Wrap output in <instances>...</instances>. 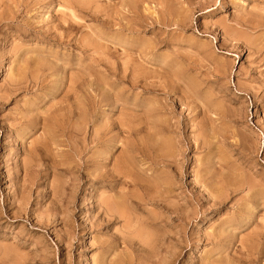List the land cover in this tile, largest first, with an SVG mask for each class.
Wrapping results in <instances>:
<instances>
[{"label":"rangeland","instance_id":"obj_1","mask_svg":"<svg viewBox=\"0 0 264 264\" xmlns=\"http://www.w3.org/2000/svg\"><path fill=\"white\" fill-rule=\"evenodd\" d=\"M226 258L264 264V0H0V264Z\"/></svg>","mask_w":264,"mask_h":264},{"label":"bare ground","instance_id":"obj_2","mask_svg":"<svg viewBox=\"0 0 264 264\" xmlns=\"http://www.w3.org/2000/svg\"><path fill=\"white\" fill-rule=\"evenodd\" d=\"M127 10H128V9H127ZM218 10L220 11V9H218ZM125 12H126V11H125ZM216 13H217V12H216ZM122 14H123V13H122ZM122 20H123V19H122ZM184 22H185V21H184ZM167 24H168V23H167ZM244 24H245V23H244ZM246 25H247V24H246ZM136 30H137V29H136ZM236 42H237V41H236ZM243 42H244V41H243ZM145 52H146V50H145ZM107 59H109V58H107ZM107 59H106V60H107ZM98 63H99V62H98ZM107 63H108V62H107ZM100 64H101V63H100ZM105 64H106V62H105ZM106 65H107V64H106ZM109 65H110V64H109ZM111 65H112V64H111ZM111 65H110V67H111ZM112 67H113V65H112ZM117 67H118V66H117ZM124 67H125V66H124ZM108 68H109V67H108ZM122 68H123V67H122ZM131 68H133V67H131ZM109 69H110V68H109ZM114 69H115V67H114ZM114 69H113V70H114ZM124 69H125V68H124ZM124 69H123V70H124ZM128 69H129V68H128ZM134 69H135V68H134ZM111 70H112V68H111ZM117 70H118V68H117ZM117 70H116V71H117ZM120 70L122 71V69H120ZM129 70H130V69H129ZM129 70H128V71H129ZM118 71H119V70H118ZM112 72H113V71H112ZM132 72H133V71H132ZM132 72H129V73H132ZM135 72H136V71H135ZM116 73H117V72H115L114 74H116ZM121 73H122V72H121ZM129 73H128V74H129ZM123 74H124V72H123ZM125 74H126V73H125ZM117 75H119V78H118V76H117V77L115 76V77L118 78V79H120V78H121L120 76H121L122 74H121V75H120V74H117ZM129 75H130V74H129ZM129 75H128V76H129ZM142 75H143V74H142ZM136 76H138V75H136ZM122 77L124 78V76H122ZM139 77H140V76H139ZM128 78H129V77H128ZM130 78H131V76H130ZM102 79H103V78H101V80H102ZM104 79L106 80V78H104ZM136 79H137V78H136ZM12 80H13V79H12ZM126 80H128V79H126ZM129 80H130V79H129ZM129 80H128V82H129ZM133 80H134V78H133ZM137 80H139V79H137ZM137 80H135V81H137ZM89 81H90V80H89ZM97 81H99V80H97ZM103 81H104V80H103ZM115 81H116V80H115ZM117 81H118V80H117ZM130 81H131V80H130ZM140 81H141V80H140ZM133 82H134V81H133ZM137 82H138V81H137ZM137 82H135L133 85H135ZM141 82H142V81H141ZM87 83H88V82H87ZM99 83H100V82H99ZM99 83H98V84H99ZM104 83H105V82H104ZM107 83H108V80H107ZM124 83L127 84V82H124ZM174 83H175V82H174ZM72 84H73V83H72ZM95 84H96V83H95ZM105 84H106V83H105ZM130 84L132 85V83H130ZM138 84H140V82H139ZM141 84H142V83H141ZM141 84H140V85H141ZM172 84H173V83H172ZM146 85H147V84H146ZM175 85H176V84H175ZM83 86H84V85H83ZM103 86H104V85H103ZM147 86H148V85H147ZM70 87H72V85H70ZM132 87H133V86H132ZM158 87H159V85H158ZM137 88H138V86H137ZM169 88H170V87H169ZM62 89H63V88H62ZM68 89H70V88H68ZM96 89H97V88H96ZM165 89H166V88H165ZM63 90H64V89H63ZM88 90H89V88H88ZM70 91H71V90H70ZM144 91H145V90H144ZM159 91H160V90H159ZM171 91H172V90H171ZM96 93H97V92H96ZM169 93H170V92H169ZM170 94H171V93H170ZM108 97H109V96H108ZM115 98H116V97H115ZM115 98H114V100H115ZM117 99H118V97H117ZM117 101H118V100H117ZM99 102H100V101H99ZM116 103H117V102H116ZM104 104H105V103H104ZM114 104H115V101H114L113 105H114ZM181 104H182V103H181ZM57 105H58V104H57ZM81 105H82V104H81ZM115 105H116V104H115ZM96 106H97V105H96ZM63 107H64V106H63ZM74 108H75V107H74ZM51 109H52V108H51ZM57 109H58V108H57ZM61 109H62V108H61ZM69 109H70V108H69ZM71 109H72V108H71ZM76 109H77V108H76ZM82 109H83V108H82ZM94 109H95V108H94ZM160 109H161V108H160ZM188 110H189V109H188ZM69 111H72V110H69ZM73 111H74V110H73ZM153 111H154V110H153ZM164 111H165V110H164ZM52 112H53V111H52ZM52 112H51V114H52ZM55 112H56V111H55ZM60 112H62V111H60ZM66 112H68V110H67ZM53 113H54V112H53ZM57 113H58V112H57ZM68 113H70V112H68ZM74 113H75V111H74ZM48 114H50V113H48ZM48 114H46V115H48ZM58 114H59V113H58ZM72 114H73V113H71V115H72ZM75 114H76V113H75ZM155 114H156V113H155ZM159 114H160V113H159ZM63 115H64V114H63ZM63 115H62V116H63ZM38 116H40V115L38 114ZM49 116H50V115H49ZM49 116H48V118H49ZM59 116H61V115H59ZM59 116H58V117H59ZM66 116H67V115H66ZM72 116H73V115H72ZM161 116H162V115H161ZM35 117H36V116H35ZM40 117H41V116H40ZM45 117H47V116H45ZM45 117H44V118H45ZM91 117H92V116H91ZM41 118H43V117H41ZM41 118H40V119H41ZM44 118H43V119H44ZM61 118L63 119V117H61ZM67 118H68V117H67ZM71 118H72V117L70 116V119H71ZM160 118H161V117H160ZM187 118H188V117H187ZM33 119H34V118H33ZM43 119H42V120H43ZM46 119H47V118H46ZM46 119H45V120H46ZM37 120H39V119L35 118L33 121H31L30 125H31V128H32V129H36V128H37ZM45 120H44V125H45V127H46L45 129H46V130L48 129V131H50V133H52V136H51V137H53V135H55V132H53V131H56V130L59 128V122H58L59 119L57 118L56 113H55L54 116H52V117H50L48 120H46L47 124L45 123ZM89 120H90V119H89ZM158 120H159V119H158ZM161 120H162V119H161ZM164 120H165V119H164ZM99 121H100V120H99ZM150 121H151V120H150ZM39 122H41V121H39ZM69 122H70V121H69ZM78 122H79V120H78ZM151 122H152V121H151ZM153 122H154V121H153ZM163 122H164V121H163ZM169 122H170V121H169ZM87 123H88V122H87ZM96 123H97V121H96ZM119 123H121V122H119ZM158 123H159V122H158ZM97 124H98V123H97ZM169 124H170V123H169ZM172 124H173V122H172ZM172 124H171V125H172ZM116 125H117V124H116ZM119 125H120V124H119ZM152 125H153V129H154V126H155V125H154V124H152ZM81 126H82V125H81ZM104 126H105V125H104ZM120 126H121V125H120ZM120 126H118V128H119ZM70 127H71V126H70ZM82 127H83V126H82ZM82 127H81V128H82ZM105 127H106V126H105ZM114 127H115V126H114ZM161 127H162V126H161ZM163 127H164V126H163ZM169 127H171V126H169ZM169 127H167V128H169ZM107 128H108V127H106V129H107ZM118 128H116V129H118ZM123 128H124V127H123ZM155 128H156V127H155ZM106 129H104V132H106V131H105ZM108 129H110V127H109ZM111 129H112V128H111ZM121 129H122V128H121ZM151 129H152V128H151ZM151 129H150V130H151ZM171 129H173V127H171ZM43 130H44V129H43ZM113 130H115V129H113ZM113 130H112V132H113ZM125 130H127V129L125 128ZM134 130H135V129H134ZM159 130H161V129H159ZM159 130H158V133H157V134H159ZM48 131H47V132H48ZM65 131H66V130H65ZM119 131H121V130H119ZM132 131H133V130H132ZM144 131H145V130H144ZM163 131H164V129L162 128L161 133H162ZM173 131H174V130H172L171 132H173ZM45 132H46V131H45ZM125 132H127V131H125ZM139 132H140V131H139ZM168 132H169V131H168ZM174 132H175V131H174ZM174 132H173V133H174ZM53 133H54V134H53ZM64 133H65V132H64ZM70 133H71V132H70ZM72 133H73V132H72ZM72 133H71V134H72ZM98 133H99V132H98ZM108 133H109V132H108ZM110 133H111V132H110ZM129 133L132 134V132H130V130H129ZM129 133H128V134H129ZM135 133H136V132H135ZM161 133H160L159 135H157V136H156V132H155V136H154V135H150V136H153V137H156V138H157V139H156V142H157L158 139L161 141V143H159V141H158V144H157L158 146H155V147H156V150L153 149V151H151V153H155V157H154V156H151V158H152V159L154 158V159H153V162H155V163H158L157 161H159V158H160V159L162 158V161H161V163H163L162 166L165 164L164 161H168V162H171L172 164H176L177 162L175 163V160H177V159H175V160L172 159V158H174V156H173V154H174L173 151H176V150H174L175 147L173 148V151H172L171 147H173V146L170 147V145H169V141H168L169 139L167 140V138L165 139V137L160 136ZM163 133H164V132H163ZM163 133H162V134H163ZM95 134H96V133H95ZM101 134H102V133H101ZM119 134H121V133H119ZM122 134H123V133H122ZM124 134H126V133H124ZM137 134H138V133H137ZM137 134H136V135H137ZM169 134H170V133H168V135H169ZM47 135H48V133H47ZM49 135H51V134H49ZM49 135H48V136H49ZM56 135H57V133H56ZM63 135H64V134H63ZM97 135H98V134H97ZM102 135H103V134H102ZM107 135H108V134H107ZM107 135H106V136H107ZM178 135H179V134H178ZM127 136H128V135H127ZM130 136H131V135H130ZM93 137L95 138L96 136H93ZM100 137H102V136L100 135ZM49 138H50V136H49ZM54 138H55V136H54ZM54 138H53V139H54ZM56 138H58V137H56ZM98 138H99V137H98ZM125 138H126V137H125ZM96 139H97V138H96ZM137 139H138V138H137ZM174 139H175V138H174ZM85 140H86V139H85ZM97 140H98V139H97ZM101 140H103V139H101ZM165 140H166V141H165ZM52 141H54V140H52ZM99 141H100V140H99ZM99 141H98V142H99ZM153 141H154V140H153ZM49 142H50V141H49ZM88 142H89V141H88ZM93 142H94V140H93ZM96 142H97V141H96ZM96 142H95V143H96ZM53 143H54V142H53ZM136 143H137V142H136ZM170 143H171V145L173 144L172 141H171ZM194 143H195V142H194ZM202 143H203V142H202ZM147 144L149 145V142H148ZM150 144H151V141H150ZM152 144H153V142H152ZM197 144H199V143H197ZM204 144H206L205 141H204ZM57 145H58V144H57ZM68 146H69V145H68ZM71 146H72V145H71ZM73 146H74V145H73ZM146 146H147V145H146ZM152 146H153V145H152ZM174 146H175V145H174ZM178 146H179V145H178ZM196 146H197V145H196ZM201 146H202V145H201ZM87 147H88V146H87ZM124 147H126L125 144H124ZM124 147H123V148H124ZM144 147H145V145H143V147H140V148H144ZM176 147H177V146H176ZM208 147H209V146H208ZM56 148H57V147H56ZM140 148H139V149H140ZM148 148H151V145H150L149 147L147 146V149H148ZM152 148H153V147H152ZM157 148H158V149H157ZM126 149H128V148H126ZM179 149H180V148H179ZM48 150H49V149H48ZM124 150H125V149H123V151H124ZM142 150H143V149H142ZM144 150H146V148H145ZM148 150H150V149H148ZM170 150H171V151H170ZM35 151L37 152V150H35ZM35 151H34V154L36 153ZM39 151H40V150H39ZM43 151H44V150H43ZM55 151H56V150H55ZM129 151L131 152L132 150L129 149ZM129 151H128V152H129ZM136 151H137V152H138V151H141V149H140V150H135V152H136ZM146 151H147V150H146ZM146 151H144V152H145V153L148 152V154H149V151H147V152H146ZM125 152H126V151H125ZM130 152H129V153H130ZM135 152H134V153H135ZM137 152H136V153H137ZM178 152H179V151H178ZM40 153H41V152H38L39 155H40ZM75 153H76V152H75ZM151 153H150V155H153V154H151ZM45 154H47V153H45ZM127 154H128V153H127ZM127 154H126V155H127ZM142 154H143V152H142ZM174 155H175V154H174ZM177 155H178V154H177ZM37 156H38V155H37ZM45 156H46V155H45ZM127 156H128V155H127ZM134 156H136V155H134ZM144 156H145V155H144ZM38 157H39V156H38ZM145 158H146V157H145ZM147 158H148V161H151V162H152V160H149L150 156H147ZM151 158H150V159H151ZM176 158H177V157H176ZM40 159H41V158H40ZM40 159H38V160H40ZM103 159H104V158H103ZM129 159H130V158H129ZM132 159H133V158H132ZM136 159H137V158H136ZM170 159H172V160H170ZM127 160H128V159H127ZM127 160H126V161H127ZM142 160H143V158H142ZM145 160H146V159H145ZM145 160H144V161H145ZM104 161H105V160H104ZM104 161H103V162H104ZM139 161H141V160H139ZM139 161H138V163H139ZM146 161H147V160H146ZM130 162H132V161L130 160L129 163H130ZM141 162H142V161H141ZM159 162H160V161H159ZM180 162H181V161H180ZM38 163H39V162H38ZM127 163H128V162H127ZM39 164H40V163H39ZM93 164H94V163H93ZM132 164H133V163H132ZM150 164H151V163H150ZM168 164H169V163H168ZM40 165H41V164H40ZM45 165H46V164H45ZM86 165H87V164H86ZM142 165H143V164H142ZM176 165H177V164H176ZM179 165H180V164H179ZM43 166H44V165H43ZM119 166H121V165L115 163V165L113 166V168H112L111 170H108V171H106L105 173H103V171L101 170L102 172L98 173L99 176H95V177H96L97 179H100V180H101V177H103V178L105 177L106 180H108V179L113 180L114 182L111 181L112 183H111V185H110V186H112V187L116 186L117 184L119 185V183H120V184H121V183L124 184V183H126V182H124V181H125V177H126L125 175H126V174L124 175V173L119 169V168H120ZM171 166H172V165H171ZM48 167H49V166H48ZM82 167H83V166H82ZM85 167H86V166H85ZM104 167H106L105 164H104ZM121 167H122V166H121ZM126 167H127V166H126ZM151 167H152V165H151ZM156 167H157V166H156ZM160 167H161V166H160ZM109 168H110V167H109ZM170 168H172V167H170ZM170 168H169V169H170ZM175 168H176V167H175ZM175 168H172V171H173V170L176 171ZM126 169H127V168H126ZM151 169H152V168H151ZM177 169H178V168H177ZM98 170H99V169H98ZM123 171H124V170H123ZM157 171H158V170H157ZM170 171H171V170H170ZM172 171H171V172H172ZM154 172H155V170H154ZM178 172H179V171H178ZM178 172L176 173L177 175H178ZM188 172H189V171H188ZM95 173H97V172H95ZM132 173H133V172H132ZM127 174H128V173H127ZM153 174H154V173H153ZM153 174H152V175H153ZM174 174H175V173H174ZM179 174H180V172H179ZM194 174H195V173H194ZM145 175L147 176V174H145ZM155 175H157V173H155ZM155 175H154V177H155ZM159 175H160V174H159ZM162 175H163V174H162ZM164 175H165V174H164ZM150 176H151V175H150ZM150 176H149V177H150ZM174 176H175V175H174ZM174 176H173V177H174ZM93 177H94V176H93ZM128 177H129V175H128ZM154 177H152V178H153V179H156V177H155V178H154ZM159 177H160V176H159ZM167 177H168V176H167ZM179 177H180V175H179ZM145 178H147V177H145ZM152 178H151V179H152ZM164 178H165V177H164ZM225 178H226V177H225ZM149 179H150V178H149ZM166 179L169 180V178H165V180H166ZM175 179H176V178H175ZM106 180H105V181H106ZM157 180H158V179H157ZM157 180H153V181L155 182V181H157ZM170 180H171V179H170ZM170 180H169V182H170ZM166 181H167V180H166ZM207 181H208V180H207ZM101 182H102V181H101ZM143 182H144V181H143ZM158 182H159V181H157V183H158ZM164 182H165V181H164ZM164 182H163V185H164ZM171 182H172V180H171ZM108 183H109V182H108ZM133 183H134V182H133ZM148 183H149V182H148ZM155 183H156V182H155ZM155 183H153V184H154V187H155V185H157V183H156V184H155ZM160 183H161V182H160ZM160 183H159V184H160ZM166 184H167V183H166ZM166 184H165V185H166ZM170 184H171V183H170ZM170 184L168 183V186H169ZM236 184H237V183H236ZM146 185H147V184H146ZM146 185H144V186H146ZM163 185H162V186H163ZM225 185H227V182H226ZM141 186H142V185H141ZM147 186H149V185H147ZM162 186H161V189L163 188ZM137 187H138V186H137ZM159 187H160V186L158 185L156 188H158V190H159V189H160ZM142 188H144V187H142ZM145 188H146V187H145ZM149 188H151V186H150ZM149 188H148V190H149ZM168 188H169V187H168ZM153 189H154V188H153ZM153 189H152V190H153ZM165 189H166V188H165ZM165 189H164V191H165ZM169 189H170V188H169ZM144 190H145V189H144ZM148 190H147V191H148ZM212 190H213V189H212ZM120 191H121V190H120ZM122 191H123V190H122ZM124 191H125V190H124ZM149 191H150V190H149ZM205 191H206V190H205ZM53 192H55V191H53ZM216 192H217V191H216ZM148 193H149V192H148ZM165 193H166V192H165ZM167 193H168V190H167ZM167 193H166V195H167ZM122 194H123V192H122V193H121V192H120V193H116L115 197H113L112 200H110V201H112L111 203H106L105 201H102V200H101V201H99V204L96 206V209L99 210V212H101V214L104 215V220H103V221H105L106 223H108V224L110 223V224H111L112 221L115 220L116 218H121V217H122V215H120L119 212H118L119 214L117 215V214L115 213L116 210L113 211V208H114L113 206H114V205H119V206H120V204H122V199H121V198H122L123 195H124V194H123V195H122ZM143 194H144V193H143ZM228 194H229V193H228ZM210 196H211L213 199H215V196H214V195H211V194L209 193V197H210ZM207 197H208V196H207ZM135 198H136V197H135ZM144 198H145V197H144ZM148 198H149V197H148ZM205 198H206V197H205ZM149 199L151 200V198H149ZM149 199H148V200H149ZM153 199H154V198H152V200H153ZM203 199H204V198H203ZM131 200H132V199H131ZM155 200H157V199H155ZM215 200H216V199H215ZM219 200H220V197H219ZM162 201H163V200H162ZM197 201H198V200H197ZM217 201H218V200H217ZM217 201H215V203H216ZM108 202H109V201H108ZM133 202H134V201H133ZM135 203H136V202H135ZM163 203H164V202H163ZM215 203H214V204H215ZM110 204H111V205H110ZM128 204H129V203H128ZM128 204H127V205H128ZM216 204H217V203H216ZM129 205H130V204H129ZM141 205H142V204H141ZM110 206H112V208H111ZM132 206H133V205H132ZM115 207H116V206H115ZM117 207H118V206H117ZM120 207H121V206H120ZM120 207H119V208H120ZM167 207H168V205H167ZM167 207H166V208H167ZM163 209H165V207H164ZM168 210H169V209H168ZM168 210H164V211H168ZM99 215H100V214H99ZM252 215H253V214H251L248 223L251 221V217H252ZM119 216H120V217H119ZM193 217H195V216H193ZM207 217H208V216H207ZM248 217H249V216H248ZM236 219H237V218H236ZM118 220H119V219H118ZM246 220H247V219H246ZM115 222H116V221H115ZM113 224H114V223H113ZM111 225H112V224H111ZM108 227H109V225H108ZM131 236H132V235H131ZM257 236H258V235H257ZM117 237H118V236H117ZM125 238H126V237H125ZM127 238H128V237H127ZM129 238H130V237H129ZM262 238H263V237H262ZM118 239H119V238H118ZM119 240H120V239H119ZM119 240H118V241H119ZM122 240H123V239H122ZM127 240H128V239H127ZM261 242H262V241H261ZM254 243H255V242H254ZM248 245H249V244H248ZM260 245H261V244H260ZM256 246H257V245H256ZM243 248H244V247H243ZM243 248H242V249H243ZM250 248H251V247H250ZM255 249H256V248H255ZM252 251H253V250H252ZM249 254H250V252H249ZM257 254H258V253H257ZM234 255H235V254H234ZM242 255H243V254H242ZM247 255H248V254H247ZM247 255L245 254V256L249 258L250 255H249V256H247ZM236 256H237V255H236ZM232 257H233V256H232ZM251 257H252V254H251V256H250V259H251ZM233 258H234V257H233ZM233 258H232V259H233ZM239 258H240V257H239ZM239 258H236V259H239ZM242 258H243V257H241V259H242ZM248 258H247V259H248ZM254 259H255V258H254ZM223 260H224V259H223ZM234 260H235V259L230 260V262H231V261L233 262ZM243 260H244V258H243ZM245 260H246V259H245ZM245 260H244V261H245ZM255 260H256V259H255ZM225 261H226V264L229 263V262H228L229 260L227 261V258H226ZM225 261H223V262H225ZM239 261H240V260H239ZM239 261H238V264H239ZM250 261H251V260H250ZM250 261H249V262H250ZM223 262H221V263H222V264H225V263H223ZM232 262H231V264H232ZM249 262H248V264H249ZM255 262H256V261H255ZM162 263H163V262H162ZM166 263H167V262H166ZM236 263H237V262H236ZM244 264H245V263H244ZM251 264H254V263H251ZM256 264H257V263H256ZM258 264H259V263H258Z\"/></svg>","mask_w":264,"mask_h":264}]
</instances>
